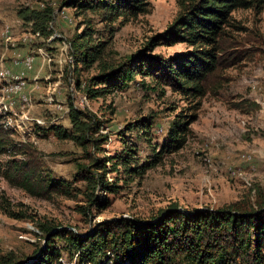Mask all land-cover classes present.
<instances>
[{"label":"rangeland","instance_id":"obj_1","mask_svg":"<svg viewBox=\"0 0 264 264\" xmlns=\"http://www.w3.org/2000/svg\"><path fill=\"white\" fill-rule=\"evenodd\" d=\"M178 12L176 0H150L147 13L125 22L120 18L105 22L90 10L76 16L68 0H0L2 127L14 132L15 143L33 148L30 160L40 164L43 174L67 181L72 189L69 196L30 195L4 176L6 160L20 161L25 155H13L10 150L0 153V256L11 253L31 263L47 249L50 233L45 234L44 226L85 237L121 216L148 222L162 210L158 217L168 209L186 213L247 200L253 203L264 193V7L232 12L221 38L220 64L207 81V92L180 149L165 152L142 175L130 176L122 166L111 170L110 159L104 174L108 188L91 189L84 180L75 179L81 166L95 170L91 159L115 158L127 146L135 149L138 164L145 163L151 146L158 150L168 143L174 117L191 113V98L140 74L124 89L104 96L91 99L85 92L89 79L103 65L117 66L140 50L163 58L191 50L183 42L146 48L150 38L166 30ZM36 14H49L44 32L36 27L40 21ZM89 28L95 41L105 40L107 45L103 58L85 67L76 60L72 43ZM21 44L29 47L24 54L34 60L23 70L22 91L7 96L4 90L15 83L2 74L7 70L16 73L6 61H13ZM41 69H46L44 74ZM35 71L29 89L25 73ZM23 94L27 101L22 105ZM71 109L82 113L80 121L92 126L83 145L54 132L53 127H59L74 133ZM141 119L151 120L150 143L139 137L137 128H127ZM95 138L99 139L97 148ZM54 244L62 247L57 264H84L78 260L79 250L70 256L62 240L55 239Z\"/></svg>","mask_w":264,"mask_h":264},{"label":"trees","instance_id":"obj_2","mask_svg":"<svg viewBox=\"0 0 264 264\" xmlns=\"http://www.w3.org/2000/svg\"><path fill=\"white\" fill-rule=\"evenodd\" d=\"M176 2L179 12L174 21L166 30L151 37L146 48L152 50L158 44L183 42L191 45V50L167 58L140 50L117 66L103 65L99 73L89 79L85 92L91 99L104 96L116 89H124L134 75L140 74L148 76L158 85L179 92L185 98H191V113L174 117L168 143L158 150L151 146V156L145 163L138 164L133 156L135 149L127 146L123 154L115 158L91 159L94 171H90L87 165L81 166L75 179L84 180L91 189L109 187L104 174L110 159L111 170L122 166L130 176L142 175L160 162L165 152L176 151L184 145L189 124L196 119L200 100L207 92V81L220 64L221 38L230 23L232 12L238 9L261 11L264 7V0ZM68 5L75 8L76 16L90 10L96 12L102 21L114 22L120 18V22H125L147 13L150 0H68ZM48 15H34L35 18L40 17L36 27L43 32V23ZM92 32L91 28L85 30L72 43L78 54L76 60L85 67L100 61L107 45L105 40L95 41ZM81 115L70 110L73 134L59 127H53L54 132L61 138L70 137L80 145L85 144V134L92 126L80 121ZM127 128H137L139 137L150 143V119L138 120ZM13 133L2 127L0 115V153L10 150L13 155H25L20 161L15 158L6 160L5 178L33 196H69L72 190L69 183L43 174L40 164L30 160L29 154L33 148L29 144L15 143L11 137ZM98 140L93 139L96 148ZM131 162H136V165L131 167ZM90 201L92 204L95 202L92 198ZM162 211L150 220L156 219ZM135 220L121 219L109 225L101 224L85 237L67 229L52 232L53 226H44L45 234L50 233L47 249L42 250L31 263L21 262L10 253L0 256V264H57L62 247L55 246V239L64 242L70 256L79 250L78 260L84 264H264V193H259L253 203L247 200L213 210L192 209L186 213L170 210L150 223L144 222L147 221L144 219Z\"/></svg>","mask_w":264,"mask_h":264},{"label":"bare ground","instance_id":"obj_3","mask_svg":"<svg viewBox=\"0 0 264 264\" xmlns=\"http://www.w3.org/2000/svg\"><path fill=\"white\" fill-rule=\"evenodd\" d=\"M33 34V33H32ZM28 37V36H27ZM31 40V39H30ZM24 41V40H23ZM26 41V39H25ZM28 43V42H27ZM21 54V53H20ZM18 55V54H17ZM17 55H15L13 61L17 58ZM22 58H23V61H22V69L18 72H16L15 74H12L11 71L10 73L7 71H5L2 75H8V76H16V77H8L9 80H13L15 83L14 85H10L9 87H7L4 91L7 92V96H9L10 94L14 93L15 91L17 90H21L24 86H25V83H24V72L23 70L24 69H28L31 67V64H32V61L34 60V57L32 55H28V54H22L21 55ZM13 66L16 67V64H13ZM18 79V81H17ZM20 99L23 101V102H26L27 101V97L23 94L20 96ZM3 124V123H2ZM5 124V123H4Z\"/></svg>","mask_w":264,"mask_h":264},{"label":"crops","instance_id":"obj_4","mask_svg":"<svg viewBox=\"0 0 264 264\" xmlns=\"http://www.w3.org/2000/svg\"><path fill=\"white\" fill-rule=\"evenodd\" d=\"M18 50H19V52L24 54V53H26L29 50V47L27 45L21 44V47H19ZM35 60H36V57H35ZM6 63H7L6 66L9 67L13 72H18V71H20L22 69L20 66H16V67L13 66L11 61L10 62L6 61ZM45 70L46 69H44V70L41 69L40 74H44ZM35 73H36V71L35 72H31V73H28V72L25 73V76H26L27 81H28V85L27 86H28L29 89L32 87V78H33ZM33 92H35V91H33Z\"/></svg>","mask_w":264,"mask_h":264},{"label":"water","instance_id":"obj_5","mask_svg":"<svg viewBox=\"0 0 264 264\" xmlns=\"http://www.w3.org/2000/svg\"><path fill=\"white\" fill-rule=\"evenodd\" d=\"M171 209H168V210H166L165 212H168V211H170ZM173 210H178V211H181L180 209H173ZM201 210H213V209H207V208H203V209H196L195 211H201ZM164 212V213H165ZM164 213H162L161 214V216L164 214ZM234 214H236V212H233ZM160 216V217H161ZM126 216H121V217H119V218H115V220H121L122 218H125ZM160 217H158V218H156L155 220H153V221H148L147 223H150V222H155V221H157ZM127 218V217H126ZM125 218V219H126ZM127 219H130V220H135V219H133V218H127ZM136 221V220H135ZM137 222H139V221H137ZM57 229H54L52 232H55ZM46 240V239H45ZM27 263V262H26ZM17 264H20V263H17Z\"/></svg>","mask_w":264,"mask_h":264},{"label":"built area","instance_id":"obj_6","mask_svg":"<svg viewBox=\"0 0 264 264\" xmlns=\"http://www.w3.org/2000/svg\"><path fill=\"white\" fill-rule=\"evenodd\" d=\"M22 61H23V58H22L21 54L18 52L17 58L14 61H11V63L16 64V66H20L22 68ZM8 77H16V76H8ZM17 81H18V79H17ZM22 105H23V101H22ZM40 121H42V120H40Z\"/></svg>","mask_w":264,"mask_h":264}]
</instances>
